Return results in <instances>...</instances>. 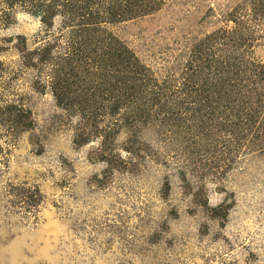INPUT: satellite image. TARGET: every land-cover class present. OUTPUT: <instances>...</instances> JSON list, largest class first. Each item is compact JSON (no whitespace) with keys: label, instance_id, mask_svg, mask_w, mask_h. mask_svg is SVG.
<instances>
[{"label":"rangeland","instance_id":"1","mask_svg":"<svg viewBox=\"0 0 264 264\" xmlns=\"http://www.w3.org/2000/svg\"><path fill=\"white\" fill-rule=\"evenodd\" d=\"M0 264H264V0H0Z\"/></svg>","mask_w":264,"mask_h":264},{"label":"trees","instance_id":"2","mask_svg":"<svg viewBox=\"0 0 264 264\" xmlns=\"http://www.w3.org/2000/svg\"><path fill=\"white\" fill-rule=\"evenodd\" d=\"M126 1V0H125Z\"/></svg>","mask_w":264,"mask_h":264}]
</instances>
